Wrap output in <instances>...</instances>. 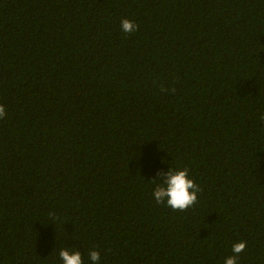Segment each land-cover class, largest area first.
<instances>
[{"label":"trees","instance_id":"obj_1","mask_svg":"<svg viewBox=\"0 0 264 264\" xmlns=\"http://www.w3.org/2000/svg\"><path fill=\"white\" fill-rule=\"evenodd\" d=\"M0 104V264H264V0H0Z\"/></svg>","mask_w":264,"mask_h":264},{"label":"clouds","instance_id":"obj_2","mask_svg":"<svg viewBox=\"0 0 264 264\" xmlns=\"http://www.w3.org/2000/svg\"><path fill=\"white\" fill-rule=\"evenodd\" d=\"M121 30L128 34L138 30L139 25L132 20L123 18L120 23ZM6 115L5 106L0 104V119ZM264 120V114L260 117ZM188 168H169V170L157 178L160 183L156 184L152 192V196L157 204H165L173 211H185L197 203V194L201 192L200 186L189 178ZM49 217L55 220L57 217L54 213L49 212ZM246 241H238L232 245V255L224 260V264H237L239 254L246 248ZM59 258L62 264H84L79 251L70 252L67 248H62L59 251ZM91 264H99L100 254L95 249L88 253Z\"/></svg>","mask_w":264,"mask_h":264}]
</instances>
